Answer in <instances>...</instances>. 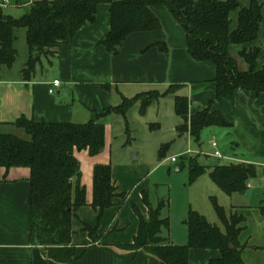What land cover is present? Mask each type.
Segmentation results:
<instances>
[{
    "label": "trees",
    "instance_id": "obj_1",
    "mask_svg": "<svg viewBox=\"0 0 264 264\" xmlns=\"http://www.w3.org/2000/svg\"><path fill=\"white\" fill-rule=\"evenodd\" d=\"M103 4L109 5L110 26L98 44L108 53L118 55L120 47L133 34L159 31L161 23L152 8L163 6L183 29L190 58L215 67V101L233 102L238 91L264 95V46L262 49L244 47L257 39L264 0L261 4L250 0L249 7L240 10L233 31H230L229 16L239 8L236 0H41L34 2L20 18L6 15L0 7V70L2 67L11 68L15 62L17 29L26 30L28 59L22 78L28 81L43 58L50 62L55 57V49L69 44L81 28L95 23L97 9ZM232 45L243 47L239 57L246 63L247 70H241L231 56L229 47ZM152 48L166 50L165 44L159 43L143 52ZM259 56H262L263 64L257 71ZM102 87L109 89L108 86ZM175 91L176 86H170L163 94L151 91L131 99L122 98L118 106L95 113L92 120L82 124L35 122L24 117L8 124L22 129L28 139L0 133V168H27L30 171V239L34 245L42 247L47 258L65 264H73L78 258L76 248L71 244V221L76 211L86 205V200L80 164L74 152L87 151L90 157L102 152L108 117L119 116L127 126V113L133 106L139 104L140 112L144 113L152 102L173 95L175 114L182 121L177 131L189 134L195 142L206 128L227 129L232 126L221 113L211 111L213 102L190 115L188 98L175 95ZM163 150H160V157ZM182 160L179 168L187 166L189 184L207 174L228 196L244 194L249 181L257 178V166L249 163L204 167L198 164L197 157L183 156ZM92 182L91 207L100 222L105 211L113 208L114 200L124 195L116 193L110 165L94 166ZM142 202L147 208V218L134 207L139 220L137 234L132 244L123 245L121 249L142 250L157 259L159 264H189L191 250L220 253L218 258L204 264H244V248L238 244L244 217L234 214L228 222L224 208L214 198L211 203L224 232L209 224L198 212L189 210L185 220L187 243L181 246L172 245L161 236L162 230L169 228L168 218L161 215L162 204L152 208L145 192H142ZM260 212L264 215V207ZM84 230L89 235L94 231L87 225Z\"/></svg>",
    "mask_w": 264,
    "mask_h": 264
},
{
    "label": "crops",
    "instance_id": "obj_2",
    "mask_svg": "<svg viewBox=\"0 0 264 264\" xmlns=\"http://www.w3.org/2000/svg\"><path fill=\"white\" fill-rule=\"evenodd\" d=\"M37 1L41 0H30L24 5L30 7ZM236 1L239 8L229 16L230 31L237 26L240 10L248 8L250 3V0ZM257 2L261 4L263 0ZM152 11L158 17L161 29L129 36L120 47L119 54L113 55L98 44L110 26L109 5H100L94 24L81 28L69 44L54 50L58 77L36 78L33 74L28 81L22 76L16 81L0 80V130L11 127L8 124L20 117L35 122L87 123L95 113L118 106L122 98L131 99L156 88L167 90L170 86H176L175 95L181 90L186 91L183 97L189 100L190 115L213 102L211 111L221 113L232 123L224 132L225 136L229 137L233 145H236L237 140L236 146L242 147L243 151L228 156L230 161L264 168V95L238 91L233 102L215 101V67L190 58L185 33L165 7L155 6ZM159 43L165 44V51L152 48L143 52ZM263 46L264 8L257 39L244 47L262 49ZM242 48L232 45L229 52L239 68L245 71L248 67L239 57ZM262 64V56H259L257 71ZM54 80H58L61 85L55 89L54 94H49L48 89ZM107 129L105 125V145L99 155L90 157L87 151L74 152L80 164L86 205L76 211L71 221V244L75 246L78 257L73 264H159L157 259L142 250L121 249L123 245L132 244L137 234L139 220L134 207L144 217H147V208L142 203V195L139 196L142 203L139 208L132 201L130 193L122 187V178H127L129 172L127 168L120 170L112 164L106 148ZM174 132H177V128ZM221 133L219 130L210 132ZM96 165H110L116 193L124 195L114 200L113 208L105 211L100 222L91 207L92 175ZM176 171H180V168ZM29 177L30 171L27 168H0V264H65L47 258L42 247L31 242ZM260 187H264V178ZM128 211L132 212L131 215H126ZM84 225L94 229L92 235L84 230ZM167 240L176 246L185 242L184 238L182 241H172L170 234ZM219 256L218 251L191 250L189 264H204Z\"/></svg>",
    "mask_w": 264,
    "mask_h": 264
},
{
    "label": "rangeland",
    "instance_id": "obj_3",
    "mask_svg": "<svg viewBox=\"0 0 264 264\" xmlns=\"http://www.w3.org/2000/svg\"><path fill=\"white\" fill-rule=\"evenodd\" d=\"M29 1L10 0L9 5L3 8V11L13 18H20L29 10L30 7L24 5ZM25 36V29L15 31L16 59L11 68H1L0 80L16 81L22 76V70L28 59ZM56 62L54 58H51L50 62L43 58L41 63L36 66L35 77H58ZM153 91L163 94L166 90L156 88ZM185 93L186 91L181 90L176 95L184 96ZM126 120L127 126L121 117L112 115L105 122V125L108 126L107 152L115 167H119L120 170L127 168L129 174L127 178H122V187L124 186L126 192L130 193L132 201L136 202L139 208L143 203L139 200L142 192H145L152 208H157L162 204L161 215L162 218H168L169 228L163 229L161 236L168 239L170 234L172 241H182L184 238V244H186L185 220L189 210L198 212L205 217L209 224L224 232V227L217 218L211 203V198H214L217 204L224 208L228 222L234 214L244 217V221L240 225L242 232L238 243L244 248L242 252L244 264H264V249H262L264 245V215L260 212L264 207V187H260L264 178V168L257 167V178L249 181L251 186L244 194L231 196L223 193L207 174L189 184L187 166L176 171L183 162V156L197 157L198 164L204 167L234 163L235 161L227 160V157L238 155L237 153L243 150L239 145L236 146L237 140L236 145L230 143L229 137H226L224 133L226 128H206L202 130L198 142H195L187 134L174 132L182 121L175 114L173 95H167L152 102L144 113L140 112L139 104L133 106L128 111ZM177 125L179 126L176 127ZM211 130H219L222 133L210 134ZM0 131L3 134H12L22 139H28L24 131L19 128L9 127ZM212 138L217 141V149L223 159L212 156L214 152L210 145ZM162 148H164L163 156L160 157ZM134 152L137 153L135 163L131 161V154ZM172 157L176 158V163L170 161ZM130 212L128 211L126 215H131L132 212ZM112 232L113 230L107 235Z\"/></svg>",
    "mask_w": 264,
    "mask_h": 264
},
{
    "label": "built area",
    "instance_id": "obj_4",
    "mask_svg": "<svg viewBox=\"0 0 264 264\" xmlns=\"http://www.w3.org/2000/svg\"><path fill=\"white\" fill-rule=\"evenodd\" d=\"M10 3V0H0V7L1 8H5L6 6H8ZM60 82L58 80H54L51 85L50 88L48 89V93L49 94H54L55 89L60 87ZM210 145L211 147L214 149V152L212 154L213 157L218 158V159H223V156L221 155V153L219 152V150L217 149L218 144L217 141L215 140V138H212V140H210ZM227 160H230L229 158H227ZM172 163L176 162V158H172L171 159Z\"/></svg>",
    "mask_w": 264,
    "mask_h": 264
},
{
    "label": "water",
    "instance_id": "obj_5",
    "mask_svg": "<svg viewBox=\"0 0 264 264\" xmlns=\"http://www.w3.org/2000/svg\"><path fill=\"white\" fill-rule=\"evenodd\" d=\"M118 49H119V47H118ZM136 155H137V153H135V152L131 154V161L133 163H135L137 161ZM231 248H233V246H231Z\"/></svg>",
    "mask_w": 264,
    "mask_h": 264
}]
</instances>
